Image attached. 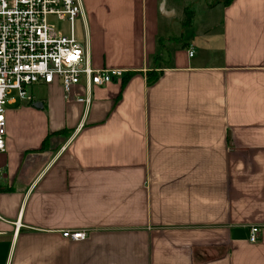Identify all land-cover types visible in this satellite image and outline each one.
<instances>
[{
  "label": "crops",
  "instance_id": "obj_1",
  "mask_svg": "<svg viewBox=\"0 0 264 264\" xmlns=\"http://www.w3.org/2000/svg\"><path fill=\"white\" fill-rule=\"evenodd\" d=\"M80 2L90 63L125 72L8 105L0 264H264V0Z\"/></svg>",
  "mask_w": 264,
  "mask_h": 264
},
{
  "label": "built area",
  "instance_id": "obj_2",
  "mask_svg": "<svg viewBox=\"0 0 264 264\" xmlns=\"http://www.w3.org/2000/svg\"><path fill=\"white\" fill-rule=\"evenodd\" d=\"M82 10L80 0H0V152L6 150L8 105L19 100L33 103L35 85L58 80L67 97L89 105L96 87L124 75L121 68H95L90 63L87 44L77 33ZM52 18L65 26L58 27ZM78 87L84 94L77 93ZM259 230L251 227L252 242ZM63 236L81 240L89 232L65 230Z\"/></svg>",
  "mask_w": 264,
  "mask_h": 264
},
{
  "label": "trees",
  "instance_id": "obj_3",
  "mask_svg": "<svg viewBox=\"0 0 264 264\" xmlns=\"http://www.w3.org/2000/svg\"><path fill=\"white\" fill-rule=\"evenodd\" d=\"M233 0H222V2L225 4V5H228L232 2ZM186 13V17H185V21H184V24L185 25H189L190 24V20H191V13L188 12V11H185ZM158 80V75L156 74H149V82L150 83H155L156 81Z\"/></svg>",
  "mask_w": 264,
  "mask_h": 264
},
{
  "label": "rangeland",
  "instance_id": "obj_4",
  "mask_svg": "<svg viewBox=\"0 0 264 264\" xmlns=\"http://www.w3.org/2000/svg\"><path fill=\"white\" fill-rule=\"evenodd\" d=\"M52 21L55 22V24L58 26V27H64L65 26V22H60L58 20H56L55 18H52Z\"/></svg>",
  "mask_w": 264,
  "mask_h": 264
},
{
  "label": "water",
  "instance_id": "obj_5",
  "mask_svg": "<svg viewBox=\"0 0 264 264\" xmlns=\"http://www.w3.org/2000/svg\"><path fill=\"white\" fill-rule=\"evenodd\" d=\"M162 12L165 13L164 8L162 7ZM169 15V14H168ZM35 106L37 107H43V103L41 101H38L35 103Z\"/></svg>",
  "mask_w": 264,
  "mask_h": 264
}]
</instances>
